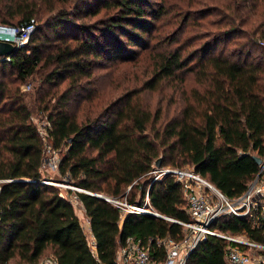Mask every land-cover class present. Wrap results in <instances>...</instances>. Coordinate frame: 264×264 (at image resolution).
Instances as JSON below:
<instances>
[{
    "label": "trees",
    "instance_id": "trees-1",
    "mask_svg": "<svg viewBox=\"0 0 264 264\" xmlns=\"http://www.w3.org/2000/svg\"><path fill=\"white\" fill-rule=\"evenodd\" d=\"M247 1L234 0L236 14L228 26L192 50L190 61L205 58L192 64L207 67L198 70L206 81L202 91H193L184 106L160 120V110L145 107L139 94L186 65V57L176 50L160 56L153 75L141 86L104 100L93 114L89 109L78 118L72 109L74 99L91 98L93 70L104 59L135 56L122 41L140 45L136 31L148 25L145 0H75L76 14L52 0H0L1 24L20 25L47 13L46 24L35 21L28 41L10 54V60L0 58V264H40L48 256L57 264H116L117 248L128 237L149 242L151 254L162 257L157 239H181L184 229L178 221L190 217L182 185L170 174L152 179L150 171L159 157L161 167H192L228 198L245 190L259 170L252 155L264 159V27L257 30L264 25V0L258 1L259 23L241 32L247 36L239 47L216 54L211 49L237 35L245 20L238 10L257 4ZM101 8L104 12L94 22L75 20ZM45 25L48 32L43 31ZM35 74L40 84L34 106L48 122L46 141L15 84ZM47 144L59 154L52 172L85 190H74V196L88 218L91 243L71 199L42 182L50 171L42 169ZM92 193L123 197L166 218L122 213ZM214 226L264 243V219L252 225L229 215ZM226 245L223 238L208 235L190 251L186 264H228Z\"/></svg>",
    "mask_w": 264,
    "mask_h": 264
},
{
    "label": "rangeland",
    "instance_id": "rangeland-1",
    "mask_svg": "<svg viewBox=\"0 0 264 264\" xmlns=\"http://www.w3.org/2000/svg\"><path fill=\"white\" fill-rule=\"evenodd\" d=\"M52 1L55 6L63 8L66 12L70 13L74 11V14L77 13L75 11L76 9L73 7L75 5V0ZM145 1V8L148 10L147 17L145 18L148 25L144 31H136L139 34L138 38L141 40L138 42L140 45L122 41L127 49L135 50V56H131L126 60H122L123 57L113 60L104 59V62L93 70V78L90 86H93L94 90L91 98L89 100H83L82 98L74 99L72 102V109H74L78 118L82 116V113L89 112V109L91 110V114H93L94 109H99L104 100L108 101L116 98L118 94L125 89L141 86L142 81L148 80V78L153 75V71L157 68L156 64H158L160 56L167 55L174 50L179 51L181 56L186 57V65L176 69L174 75L160 79L155 87H145L146 89L139 94L140 102L151 111L156 109L160 110V120H164L184 106L185 102L190 100V95L193 91L201 92L204 88L206 81L201 79L202 73L198 70L199 68L206 70L207 67L194 66L193 68L192 66L198 63L200 59L203 60L205 58H196L190 61L189 56L193 49L210 41L209 39H211L216 32L228 26L227 21L232 18V15L236 14L232 10L234 0ZM252 1H257V4L253 7L244 6L240 11L238 10L237 14L243 16L245 20L238 25L240 29L237 35H233V38L218 43L217 46L213 45L211 49L212 54L223 51L226 52L239 47L236 45L245 40L247 35L241 32L251 31L261 17V4L258 2L259 0ZM248 3H251V0L247 1V4ZM207 7H209V9ZM103 12L104 8H101L95 15L80 14L75 17V20L84 23L94 22ZM51 15H48V17ZM46 16L47 13L44 12L41 19L35 17L37 25L46 24L43 23V18ZM263 27L264 25L257 30H261ZM48 30L49 29L46 28L45 25L43 31L48 32ZM122 38L121 40H123ZM262 44H264V39ZM200 54L206 57L204 53L200 52ZM8 73L9 70H4V75ZM27 83H30L31 87L28 90H23L22 87ZM15 84L18 85L19 91L24 94V101L31 110V120L36 123H41L44 120V115L35 108L38 103L35 96L40 84L39 75L35 74L29 76L24 82L16 81ZM64 84L65 82L60 85V89ZM45 176L53 179L51 180L53 182L52 185L56 186L62 195L71 199L74 210L79 216L80 224L83 226L89 243H91V234L85 227V215L83 218L81 203L74 197V190L79 187L71 183H66V178L58 172L49 171ZM128 190L129 189L126 188L124 194H126ZM102 194L107 195L105 193ZM117 198L125 200L123 197ZM149 208V206L146 207V209Z\"/></svg>",
    "mask_w": 264,
    "mask_h": 264
},
{
    "label": "built area",
    "instance_id": "built-area-1",
    "mask_svg": "<svg viewBox=\"0 0 264 264\" xmlns=\"http://www.w3.org/2000/svg\"><path fill=\"white\" fill-rule=\"evenodd\" d=\"M35 26L36 22L32 18L15 26L0 24V39L10 41L19 48L28 41ZM3 59L10 60V55L4 56ZM30 87L31 84L27 83L22 89L28 90ZM34 123L39 135L46 141L47 131L45 127L48 122L44 119L41 123ZM58 162V150L47 144L42 169L55 171ZM150 173L153 180L170 174L182 185L190 220L178 221L184 229V235L181 239L174 240L170 237L157 239V245L164 249L162 257L156 258L151 254L149 242L144 243L140 239L128 237L117 248L116 264H186L188 253L208 235L221 237L227 242L224 258L228 264H264L263 242L254 241L243 233L232 234L214 226L217 219L229 215L245 218L252 225H259L262 222L264 219V164L259 165L258 172L248 182L245 190L234 198L225 196L188 165L183 167H154ZM51 180L53 179L46 176L42 182L53 184ZM75 190L85 191L79 188H75ZM95 194L118 206L121 212L156 213L151 207L144 210L117 197ZM145 201L148 202L147 194ZM40 264H57V262L54 257L48 256L43 258Z\"/></svg>",
    "mask_w": 264,
    "mask_h": 264
},
{
    "label": "water",
    "instance_id": "water-1",
    "mask_svg": "<svg viewBox=\"0 0 264 264\" xmlns=\"http://www.w3.org/2000/svg\"><path fill=\"white\" fill-rule=\"evenodd\" d=\"M17 49V47L10 41H6V40H3V39H0V58H3L4 56H7V55H10L13 51H15ZM253 159L255 160V162L258 164V165H262L264 164V159H262L261 157L257 156V155H252ZM154 166L155 167H160V157L157 158L155 161H154ZM87 193H91V192H88ZM96 196H99L95 193H92ZM100 197V196H99ZM146 213H149L151 215H154V216H158V217H162V218H166L165 216L159 214L158 212L156 213H153V212H146ZM190 253V252H189ZM188 253V254H189Z\"/></svg>",
    "mask_w": 264,
    "mask_h": 264
},
{
    "label": "crops",
    "instance_id": "crops-1",
    "mask_svg": "<svg viewBox=\"0 0 264 264\" xmlns=\"http://www.w3.org/2000/svg\"><path fill=\"white\" fill-rule=\"evenodd\" d=\"M82 215H83V218H84V215H85V213H84V210H83V208H82ZM78 215V214H77ZM79 217V216H78ZM85 223H86V229H87V231L91 234V232H90V227H89V221H88V218L86 217V215H85ZM91 241H92V236H91Z\"/></svg>",
    "mask_w": 264,
    "mask_h": 264
},
{
    "label": "bare ground",
    "instance_id": "bare-ground-1",
    "mask_svg": "<svg viewBox=\"0 0 264 264\" xmlns=\"http://www.w3.org/2000/svg\"><path fill=\"white\" fill-rule=\"evenodd\" d=\"M142 209H144V210H145L146 208H142Z\"/></svg>",
    "mask_w": 264,
    "mask_h": 264
}]
</instances>
